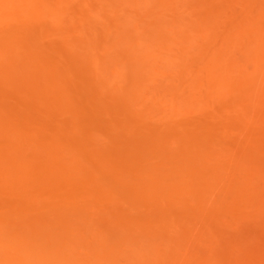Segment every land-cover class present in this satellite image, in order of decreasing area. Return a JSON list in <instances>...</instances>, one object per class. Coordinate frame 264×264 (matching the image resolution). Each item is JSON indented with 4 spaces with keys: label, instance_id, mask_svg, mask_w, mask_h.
Listing matches in <instances>:
<instances>
[{
    "label": "rangeland",
    "instance_id": "374dc122",
    "mask_svg": "<svg viewBox=\"0 0 264 264\" xmlns=\"http://www.w3.org/2000/svg\"><path fill=\"white\" fill-rule=\"evenodd\" d=\"M14 1L0 14V175L18 180H0L17 186L0 182V259L264 264V98L222 95L209 36L192 33L263 26L264 0Z\"/></svg>",
    "mask_w": 264,
    "mask_h": 264
},
{
    "label": "bare ground",
    "instance_id": "6f19581e",
    "mask_svg": "<svg viewBox=\"0 0 264 264\" xmlns=\"http://www.w3.org/2000/svg\"><path fill=\"white\" fill-rule=\"evenodd\" d=\"M12 1H14V0H0V14L2 15V17L4 16V14H5V12H8V14H10V12L9 11H7V10H3L4 11V13L2 12V9L3 8H6L7 6H8V4L9 3H11ZM16 1V0H15ZM15 1H14V3H15ZM21 1V0H20ZM26 1V0H25ZM35 1V0H34ZM144 1V0H143ZM163 1V3H161V4H169V2H170V0H169V2H167V3H165L166 2V0H165V2H164V0H162ZM211 1V0H210ZM214 1V0H213ZM263 1V0H262ZM212 2V1H211ZM160 3V2H159ZM214 3V2H213ZM212 3V4H213ZM225 3V2H224ZM256 4L255 5H257V2H255ZM259 3V2H258ZM262 3V2H261ZM16 4H17V2H16ZM208 4V3H207ZM211 3L209 4V5H212ZM228 4V3H227ZM251 5L253 4L254 5V1H253V3H250ZM263 4V3H262ZM261 4V5H262ZM10 5V4H9ZM19 5V4H18ZM216 5V4H215ZM226 5V4H225ZM252 5V6H253ZM260 5V7H261V9H263V11H261V9H260V7H259V11L256 9H249V10H254V12L255 11H258V12H260V14L259 13H256V15L255 16H257V17H260L259 19L258 18H256L258 21L264 16V8H262V6ZM264 5V4H263ZM208 6V5H207ZM224 6V5H223ZM250 6V5H249ZM215 7V6H214ZM214 7H213V9H214ZM219 7V6H218ZM254 7V6H253ZM258 7V6H257ZM11 8H15L14 6H12ZM168 8V7H167ZM167 8H165L166 10H167ZM171 7H169L168 8V10L170 9ZM210 8V7H209ZM250 8V7H249ZM164 9V10H165ZM211 9H212V7H211ZM16 10H18V9H16ZM14 11V10H12V14H10V15H8L9 17L10 16H15L18 12L17 11ZM165 10V11H166ZM167 10V12H169ZM220 10V9H219ZM219 10L216 12V14L218 15L220 12H219ZM225 10V9H224ZM17 12V13H16ZM16 13V14H15ZM251 13H253V12H251ZM7 14V13H6ZM6 14H5V17H7L6 16ZM221 14H223L222 12H221ZM259 14V15H258ZM250 15V14H249ZM250 17H251V15H250ZM249 17V19H247V16H245V18L243 19V24L241 25L240 24V28L238 27H236L235 28V26H237V24H239L238 22L239 21H237L236 20V17H235V20H236V24H235V22H234V28L236 29H234V28H232L231 30H235L234 32L232 31L231 32V34L229 33V31H231V30H229V31H226V33L228 32L229 34V36L228 35H225L224 34V36H221L222 38H221V41H220V39H218V38H220L219 36H220V34L219 35H217V33L216 34H214L215 36H217L216 38L220 41H218V43L216 42V44H215V42H214V40H215V37L212 39V41L214 42V44L213 43H211L212 41H211V39L210 38H212L211 36H210V34H211V31L212 30H217V29H213L212 28V30L210 31L209 29H205V31H204V26H202L203 27V29L202 30H198L199 29V27H196L197 29L195 30V28H194V30H195V32H192V33H194L193 34V36H194V38L195 39H197V37L199 36V39H202V38H207V36L206 35H208L209 37L206 39V40H208L207 42L209 43V45H208V43H206V45H204L205 47H203V48H206V50H208V55H207V58H210V59H206V60H204V62H205V64H208L207 65V68H208V70H209V73L207 74V77L208 78H210L211 80H214V82L218 85V89L219 90H221L222 92V95L225 93V94H227L228 92L229 93H233V91L235 92L236 91V89L238 90H242V88H243V91H244V93H245V95L247 96V101H248V99H250L248 96H252V97H256V98H259V97H261V99L262 98H264V25L261 27V26H257L256 27V23H257V21L255 20V17L254 18H250ZM0 18H1V16H0ZM217 18H220V17H217ZM247 21H246V20ZM239 20V19H238ZM240 20H241V18H240ZM248 20H251V21H248ZM255 20V23L254 24H252V21H254ZM213 21H216V19L215 20H213ZM233 21H234V19H233ZM242 21V20H241ZM261 21V20H260ZM200 22V21H199ZM232 23V21L231 20H229V23ZM210 23H212L211 25L213 26L215 23L216 24H218V26L221 24V22L219 23V22H210ZM214 23V24H213ZM229 23H227L226 25H228ZM203 24H204V21H203ZM202 24V25H203ZM215 24V25H216ZM256 24V25H255ZM232 25V24H231ZM199 26H200V24H199ZM206 26H207V24H206ZM217 26V25H216ZM229 26V25H228ZM201 27V28H202ZM226 27V26H225ZM224 27V28H225ZM217 28V27H216ZM193 30V29H192ZM208 30V31H207ZM219 30V29H218ZM221 30H223L224 31V29L223 28H221ZM220 30V31H221ZM226 30H227V28H226ZM208 33H207V32ZM219 31V33H221V32H223V31H221L220 32ZM215 32H217V31H215ZM225 32V31H224ZM210 33V34H209ZM233 33V34H232ZM213 34V33H212ZM223 35V34H222ZM231 35H235V36H231ZM192 36V35H191ZM196 36V37H195ZM202 38H201V37ZM204 36H206V37H204ZM233 37H235V39L232 38ZM190 39V38H189ZM194 39V40H195ZM198 39V40H199ZM216 39V40H217ZM215 40V41H216ZM190 42V41H189ZM186 42H184V43H182V44H178L177 46H178V48L180 47V48H182V49H184V48H187V47H194V49H196V50H199L200 49V51H205V49H202V46L203 45H201V44H196V43H192V44H190V45H187V44H185ZM188 43V42H187ZM195 44V45H194ZM200 45H201V47H200ZM202 49V50H201ZM209 49H210V52H209ZM214 53H213V52ZM196 52V51H195ZM210 53V54H209ZM213 53V54H212ZM211 56V57H210ZM206 61H208L207 63H206ZM203 61H202V63H204ZM210 67V68H209ZM240 86L242 87V88H240ZM239 87V88H238ZM236 88V89H235ZM234 89V90H233ZM238 90V91H239ZM231 91V92H230ZM242 91V92H243ZM238 94L240 93V92H237ZM236 92L235 93H233V94H237ZM243 95V94H242ZM252 97H251V99H252ZM255 98V99H256ZM250 99V100H251ZM247 101H245L244 103V106L246 105H248L249 103L250 104H254V103H252V102H250L249 101V103L247 104ZM252 101H254V100H252ZM262 102V101H261ZM249 104V105H250ZM263 104V103H262ZM248 105V106H249ZM257 105H258V103H257ZM263 106V105H262ZM243 109V108H242ZM241 109V110H242ZM244 110H242V112H243ZM244 113V112H243ZM246 113V112H245ZM244 113V114H245ZM246 116H248V115H246ZM245 116V117H246ZM253 117V116H252ZM250 118H251V116H250ZM6 173V172H5ZM3 174V175H0V176H2V177H0V180H1V178H8V179H10L11 178V176H13L12 177V179L13 180H18V179H14V175L12 174L11 175V173H7V176L8 177H6V174ZM11 175V176H10ZM5 176V177H4ZM17 178V177H16ZM4 179H2V182H1V187L2 186H5L4 185V181H3ZM8 181V182H7ZM5 180V182H7V184L11 181H9V180ZM3 183V184H2ZM14 184V185H16V183L14 182V181H11L9 184L11 185H6L5 187H6V191H7V189H8V194H12V192L14 193L13 195H15V193H16V191H17V186L16 187H14V186H12V184ZM8 186H10V187H8ZM1 187H0V189H1ZM12 187V188H11ZM14 187V188H13ZM5 189V188H4ZM4 189L2 188V190H3V192H4ZM11 189H13L14 191H12ZM1 192V191H0ZM5 193H7V192H5ZM1 194V193H0ZM4 195H6V194H4ZM12 196V195H11ZM25 259H27V257H25ZM1 261H3L4 263H2V264H7L8 263V260H6V261H4V259L3 258H1L0 259Z\"/></svg>",
    "mask_w": 264,
    "mask_h": 264
}]
</instances>
